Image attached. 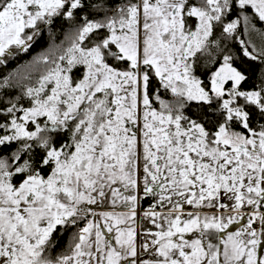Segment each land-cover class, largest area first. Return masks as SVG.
<instances>
[{"label": "snow or ice", "instance_id": "6c2138e0", "mask_svg": "<svg viewBox=\"0 0 264 264\" xmlns=\"http://www.w3.org/2000/svg\"><path fill=\"white\" fill-rule=\"evenodd\" d=\"M0 264H264V0H0Z\"/></svg>", "mask_w": 264, "mask_h": 264}, {"label": "rangeland", "instance_id": "374dc122", "mask_svg": "<svg viewBox=\"0 0 264 264\" xmlns=\"http://www.w3.org/2000/svg\"><path fill=\"white\" fill-rule=\"evenodd\" d=\"M148 203H149V201H147V203H145V201H143L142 202V208H141V210H143V208H147ZM97 210L98 211L99 210H111V205L110 204H107V203H104V204L100 205V207ZM117 210L119 211L120 209H117ZM144 226L147 227V228H151V229L155 230L152 225L147 224L146 222H144ZM188 236H191V234H188ZM145 258H148V257L145 256Z\"/></svg>", "mask_w": 264, "mask_h": 264}, {"label": "trees", "instance_id": "16d2710c", "mask_svg": "<svg viewBox=\"0 0 264 264\" xmlns=\"http://www.w3.org/2000/svg\"><path fill=\"white\" fill-rule=\"evenodd\" d=\"M260 25L258 24L257 27H259ZM257 42H258V38H257ZM28 57H25V59H27ZM148 200H145V203H147Z\"/></svg>", "mask_w": 264, "mask_h": 264}]
</instances>
